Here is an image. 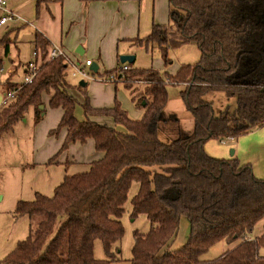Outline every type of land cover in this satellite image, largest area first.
Here are the masks:
<instances>
[{"label": "trees", "instance_id": "16d2710c", "mask_svg": "<svg viewBox=\"0 0 264 264\" xmlns=\"http://www.w3.org/2000/svg\"><path fill=\"white\" fill-rule=\"evenodd\" d=\"M34 1L37 18L42 0ZM167 5L168 23L152 22L147 35L125 40L145 49L156 45L164 64L170 48L191 44L198 49L195 63L166 74L168 82L182 85L179 94L192 117V131L168 143L158 136L168 101V84L159 71L118 63L128 67L120 75L131 102L142 110L139 119H131L116 96L113 106L96 108L85 95L83 118L78 119L68 64L48 58L50 42L35 31L36 73L28 83L4 82V95H13L0 108V136L24 119L28 108L35 123L41 121L42 95L48 93V105L62 111L49 131L57 135L65 129L60 150L92 139L103 156L87 171L65 175L52 196L36 192L33 200L16 203L13 215L26 216L28 232L3 264H112L132 182L138 189L130 199L129 217L146 215L149 228L133 231L129 264H264V224L260 235L250 237L264 220V179L236 157L214 158L204 150L210 139L238 138L264 124V0H168ZM4 37L0 67L9 53ZM94 116L110 117L113 125L98 123ZM183 217L189 221L188 238L170 250ZM95 240L106 258L94 257ZM223 240L238 242L215 259H200Z\"/></svg>", "mask_w": 264, "mask_h": 264}, {"label": "rangeland", "instance_id": "374dc122", "mask_svg": "<svg viewBox=\"0 0 264 264\" xmlns=\"http://www.w3.org/2000/svg\"><path fill=\"white\" fill-rule=\"evenodd\" d=\"M155 2L156 7L154 10H152V5L149 7L151 18L153 16L155 22L168 23V0H155ZM27 30V28L23 27L11 29L8 27L0 32V39L5 36L3 40L7 42L8 45L10 44L9 53L7 56L3 57L2 67H0L1 82H23L25 77L23 65H16L18 62L25 63L28 60H32L34 50L33 42L25 37ZM67 30L68 29H66V31ZM149 31L150 30L145 32L140 31L137 37H144ZM116 33L117 26L113 24L110 27L109 20L106 16L92 15L86 24V29L83 21L76 20L72 24L70 30H68L67 36L63 38V45L67 50L64 49V51L76 66L82 68L86 59L92 60V63L98 66L97 72L91 71V66L84 68L89 75V79L85 80L88 85L83 91L75 89L80 88L77 84L83 79L72 75L73 69L70 65L67 68V80L71 85H76L72 90L73 96L77 102L74 114L78 119L83 118L81 103L84 100V95L88 96V99L90 100L89 103L93 107H109L112 105L113 98L116 96L131 119H133V116L130 114H133L136 109L141 110L136 108V105L131 102L129 92L123 86V78L120 75L121 73H119V76L121 77L117 83L109 81L112 74L119 72L120 66L117 67V70H114L113 68L116 59L118 60L122 55H135L138 65H141L139 66L140 68H153L159 71L164 80H166V74L175 75L177 68L181 64L195 63L198 60V49L194 45L185 44L177 48H170L167 51L168 61L164 64L161 53L156 45L152 48L149 47L148 49H145L144 47L133 45L132 40H125L131 45L126 44V42H120L117 44ZM9 40H11V43ZM79 46L83 49L82 55L78 54L76 51ZM2 56L3 49L0 48V57ZM81 62H83V64H81ZM11 66H14V68L16 67V71L11 75H7L6 70ZM166 82L168 84V101L158 122V136L162 142L168 143L173 139L183 138L192 131V117L185 108L179 94L182 85L174 84L171 80L170 82L166 80ZM3 85L4 83L2 86ZM114 85L116 86V89ZM136 86L137 85L135 84L133 85V87ZM58 115V111L51 108L48 103H46L42 120L35 123L33 111L31 108H28L25 112L24 119L15 123L13 132H8L6 134L4 132L1 135L0 169L2 168V174L4 171L3 169L6 167L10 170H14V168L19 166L31 170L36 168L44 149L48 145L47 140H49V136L52 139L54 138V135H49L51 129H47L46 125L51 123L58 117ZM110 124H112V120L110 121ZM227 142L228 141H226V143ZM33 178L35 180L38 179V170L33 172ZM135 183L137 182H132L130 185L125 210L121 217L124 227V233L119 244V248H121V259L116 261L115 264H129L127 259L132 256L133 231L138 230L139 232H146L149 227V223L145 217L137 215L134 220H131L129 217L130 199L132 197V192L134 190L133 185ZM135 187H137V184H135ZM13 216L14 215L9 214L6 211L1 212L0 214V264H3V259L8 253L7 251H10L19 240L25 239L27 236V218L25 216ZM260 223L261 222L256 223L253 232L259 230ZM188 229V220L183 217L178 232L176 233L177 238L175 235L174 239H176H173L174 241L172 240L169 243L170 250H176L181 243L182 245L185 243L187 240L185 237H188ZM182 238H185L186 240H182ZM237 242L238 241L234 244ZM177 245L178 248L173 249ZM230 247H232V245L228 244L226 241H218L205 254H203L200 259H215L219 257L226 248Z\"/></svg>", "mask_w": 264, "mask_h": 264}, {"label": "crops", "instance_id": "0c3cea01", "mask_svg": "<svg viewBox=\"0 0 264 264\" xmlns=\"http://www.w3.org/2000/svg\"><path fill=\"white\" fill-rule=\"evenodd\" d=\"M6 3L8 7L16 14L17 18L8 20L6 24L0 25V32L8 27L9 29L19 28V27L27 28L28 30L25 34V37L28 40H31V42H33L34 33L35 31L39 30L46 36L50 44L58 43L65 50L66 48L63 45V38L67 36L68 30H70L72 24L76 20L83 21L86 29V24L90 16L92 15L106 16L109 20L110 27L113 24L117 26V33H116L117 44L120 42H126L124 41L125 39H131L137 37L140 31L145 32L150 30L152 22H155L154 17L152 16L151 18V11L149 10V7L151 5H152V10L155 9L156 7L155 0L95 1L90 3L89 5H84L79 0H42L39 5V15L37 18H36V2L34 0H6ZM1 16H2V12L0 10V17ZM156 23L166 24L157 21ZM66 29L68 30L66 31ZM126 44L131 45L129 42H126ZM9 49H10V44H9ZM77 50L80 51L77 52L78 54L80 55L83 54V49L80 46L77 47ZM133 56L135 57L134 62L132 63L133 67L141 66L138 65L136 56L135 55ZM29 61L30 60L26 61L25 63L18 62L16 66L18 65L20 66L22 64L23 70L25 72L26 65L28 64ZM118 63L121 62L116 59L114 68L118 67L119 65ZM81 64H83V62H81ZM93 65L94 64L92 63L90 66ZM15 71H16V67L14 68V66H11L7 68L6 74L7 75L12 74ZM79 82L77 85L81 89L79 88H75V89H77L78 91L85 90L84 87L86 88L88 83L86 82V86L83 87L79 85ZM3 83L4 82L0 81V108L4 104V98H5L4 92L2 90ZM72 86H76V85H72ZM71 92L73 95V90H71ZM49 98L50 95L48 93H44L42 95V100L44 103L43 106H45V104L49 102ZM114 100L115 97L113 98V103L111 106H113ZM54 109L58 111L59 115L51 123L46 125L47 129L48 128L54 129L57 126L62 116V111L60 108H54ZM130 115L133 116V119H139L142 115V110L136 109L134 113ZM92 118L98 123H106L109 126L113 125V122L112 124H110V121L112 120L110 117L94 116ZM8 132H13V129ZM65 134L66 131L64 128H62L60 129L57 135H54L53 139L49 136V140H47L48 145L44 149L42 156L39 159L38 165L36 166L35 169L33 170L24 169V167L19 166L14 168V170H10L9 168L6 167L3 169L4 170L3 174L1 172L2 168L0 169V180L2 179V184L0 189V194H1L0 214L1 212L6 211L7 213L13 215V211L16 203L19 200H24V201L33 200L36 192L45 194L47 196H52L55 188L61 183L65 175H70V174L72 175L75 173H81L87 171L90 167V164L93 161L98 160L103 156L102 151H98L95 149L94 141L92 139H88L84 143H80L78 141L71 142L64 150L60 151V146L64 140ZM204 150L209 156L214 158L229 159L231 157H236L241 164H249L251 166L252 172L256 178L264 179V124L262 126L253 128L246 135H242L239 136L238 138H234L233 140H230L225 144L220 143V141L217 139H210L206 141L204 145ZM231 150L233 151L232 154L230 153ZM52 158L54 159L52 163H50V159ZM35 170H38L37 180L33 178V172ZM135 184H137V187H135ZM135 184L133 185L134 190L132 192V196L136 193L138 189V183ZM130 208H131V203H130ZM139 215L147 219L146 215L144 214H139ZM121 219L122 218H120V220ZM121 222L123 224V221ZM259 222H261L260 228L259 230L252 232V234L250 235L251 238L260 235L262 233L264 220ZM188 227H189V221H188ZM27 228H28V223H27ZM140 232H144V231H140ZM185 238H182V240H186ZM169 243H168V248H169ZM234 243L231 244L232 247L234 246ZM119 244H120V240L112 247V249H114L115 247H119ZM181 246L182 243L181 245H179V248ZM13 248H11V250ZM176 248H178V245L173 249ZM118 249L119 252L115 253L116 258H114L112 264H115L116 261L121 259V248ZM93 254L94 257L97 259L106 258V254L104 253L102 243L99 240L94 241ZM129 259L130 257L127 260Z\"/></svg>", "mask_w": 264, "mask_h": 264}, {"label": "built area", "instance_id": "2783aa9c", "mask_svg": "<svg viewBox=\"0 0 264 264\" xmlns=\"http://www.w3.org/2000/svg\"><path fill=\"white\" fill-rule=\"evenodd\" d=\"M0 10L2 12V16L0 17V25H4L7 23L8 20H12L17 18L16 14L8 7L6 0H0ZM37 55V51L34 49L33 50V59L31 61L28 62V64L26 65V70L24 72L25 77L23 80V83H28L32 80V78L34 77L35 73H36V69H37V62L35 61ZM48 58L53 59V58H61L65 63L68 64V66L70 65L73 69L72 75L74 77H79L82 78L84 80L89 79V75L88 73L85 71V67L90 66L92 64L90 59H86L83 67H79L76 66L71 60L70 58L67 56V54L65 53L64 49L62 48L61 45L58 44H49L48 46ZM128 69L127 66H122L119 70V72H117L116 74H112L109 78V81H113V82H117L120 78L119 73L121 70H125ZM13 95V92H8L4 98V103L5 101L10 98ZM264 123V120H263ZM233 139H224L221 140L220 142L222 144H225L226 141H230Z\"/></svg>", "mask_w": 264, "mask_h": 264}, {"label": "water", "instance_id": "95a60500", "mask_svg": "<svg viewBox=\"0 0 264 264\" xmlns=\"http://www.w3.org/2000/svg\"><path fill=\"white\" fill-rule=\"evenodd\" d=\"M76 51L80 52L79 50H76ZM134 59H135V57L133 55H122V56L119 57V61L122 64H124V63L132 64L134 62ZM97 69H98V67H97L96 64H94L93 66L90 67V70L93 71V72L97 71ZM79 85L84 87V86H86V82L84 80H81L79 82ZM43 107H44L43 105L40 106V108H43ZM230 153L232 154L233 151L231 150Z\"/></svg>", "mask_w": 264, "mask_h": 264}]
</instances>
